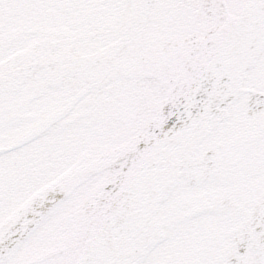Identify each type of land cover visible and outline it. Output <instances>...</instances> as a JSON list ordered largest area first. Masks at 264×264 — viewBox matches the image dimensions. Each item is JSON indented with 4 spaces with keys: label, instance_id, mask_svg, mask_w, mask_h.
<instances>
[{
    "label": "snow or ice",
    "instance_id": "1",
    "mask_svg": "<svg viewBox=\"0 0 264 264\" xmlns=\"http://www.w3.org/2000/svg\"><path fill=\"white\" fill-rule=\"evenodd\" d=\"M0 264H264V0H0Z\"/></svg>",
    "mask_w": 264,
    "mask_h": 264
}]
</instances>
